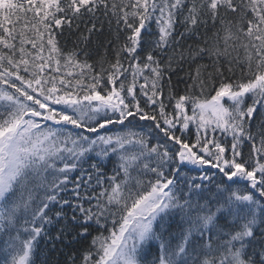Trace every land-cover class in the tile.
<instances>
[{
  "label": "snow or ice",
  "instance_id": "snow-or-ice-1",
  "mask_svg": "<svg viewBox=\"0 0 264 264\" xmlns=\"http://www.w3.org/2000/svg\"><path fill=\"white\" fill-rule=\"evenodd\" d=\"M42 242L264 264V0H0V264Z\"/></svg>",
  "mask_w": 264,
  "mask_h": 264
},
{
  "label": "trees",
  "instance_id": "trees-1",
  "mask_svg": "<svg viewBox=\"0 0 264 264\" xmlns=\"http://www.w3.org/2000/svg\"><path fill=\"white\" fill-rule=\"evenodd\" d=\"M152 29H153V31H155V25L152 26ZM200 31H201V35H203V29H201ZM105 38H110L108 35V32H107V25L105 26V35L100 36L98 38H94V41L89 44V50H90L89 62L90 63H94L96 60H98L100 58V56L103 55V48L96 46L95 39H98L99 41L103 42L105 40ZM71 41H72V37H70L68 40V46L69 47L72 46ZM195 42H196L195 38H192V39H189L186 41V43H188V44H192ZM109 56L111 58V53H109ZM203 62L207 63L208 61H203ZM183 75H184L183 73L180 74L181 79H177V77L175 75H173L172 85H173V90L177 95L184 94L186 91V84L184 82ZM164 92H165V96H166L167 92H168L167 87H165ZM166 103H167V101H166ZM167 110L171 111V107L169 106V108ZM194 134H195V126L190 125L189 135L194 138ZM50 247H51L50 245H47L43 242L40 244L39 249H38V255L36 256L37 264H45L46 261H47V264H57V262H59V264H63V262L65 260V256L60 254L59 252L50 251L49 250ZM64 251L66 252L67 250L65 249Z\"/></svg>",
  "mask_w": 264,
  "mask_h": 264
}]
</instances>
